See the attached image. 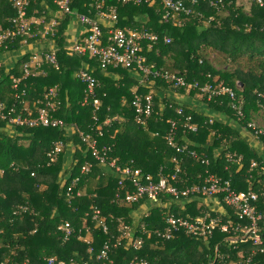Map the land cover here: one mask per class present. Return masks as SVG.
Segmentation results:
<instances>
[{"label":"trees","instance_id":"1","mask_svg":"<svg viewBox=\"0 0 264 264\" xmlns=\"http://www.w3.org/2000/svg\"><path fill=\"white\" fill-rule=\"evenodd\" d=\"M103 1L105 7H115L117 28L146 30L158 36L150 48L148 41H144L139 50L145 57L144 65L152 73L145 75L136 67L111 65L101 70L98 60L87 53L69 55L64 46L66 28L71 18H76L71 14L59 18L54 38L48 35L47 41L52 40L57 47V68L43 63L39 73L32 74L31 67L30 74L21 78L16 89L12 87V78L23 77V64L29 61L31 54H19L20 38L9 39L7 47L0 48V56L6 53L13 58L12 66L7 65L11 66L8 70L6 65L0 66V102L7 106L15 104L17 111L22 109L23 116L34 115L44 105L38 101L43 102L44 93L55 86L57 107L51 114L63 120L62 126L33 127H8L6 122L0 121V264L24 261L45 264L50 256L82 264H128L131 260H143L147 264H264V251L240 230L248 225L247 221L239 219L224 203L223 212H219L211 208L212 200L204 207L199 205L197 210L200 196H193L182 204L181 201L175 203L171 196L163 197L156 205H146L145 200L133 204L116 202L115 194H124L118 187L117 176L112 170L97 165L77 131L95 136V128H91V125L94 127L93 116L98 118L99 124L109 117V123L101 127L102 134L97 135L98 146L110 147L109 155L118 165H131L157 177L160 169L165 175L171 173L174 167L171 158L176 156L186 172L180 186L198 184L205 175L213 174L222 181H229L236 191H255L258 198L254 206L262 215L258 228L264 240V171L261 167L264 166V133L255 136L253 129L247 126L252 121L257 128H264L259 125L264 121L261 117L264 116V0L262 5L255 0H183L192 12L175 13L177 22L162 19L165 8L160 0L139 4ZM93 2L72 0L70 4L75 12L92 15L90 4L93 7ZM42 5V0H31L29 12L35 8L40 15ZM46 13L47 19L50 18V12ZM14 14L8 0H0L1 29L12 27L9 18ZM164 37H169V41L165 42ZM207 49L220 54L221 62L215 65L213 59L218 55L211 56ZM81 67L97 79L95 97L100 102L97 109L91 101L83 103L85 84L76 76ZM164 73L181 76L185 84L191 86L197 83L198 86L210 84L231 89L235 103L243 112L242 118H237L228 93L210 100L205 94L203 108L195 107L191 95L201 94L199 89L187 85L176 87L174 81L162 76ZM134 86L136 88L132 89ZM22 89L25 95L20 103L15 93L20 94ZM183 92L187 93L186 99H181ZM135 93L151 95L152 111L143 124L134 120ZM187 116L189 122L197 125V131L191 132L179 125L175 142L206 156V165L176 151L165 138L171 120L180 123ZM68 128H72L70 133ZM251 139L257 140L259 147L252 145ZM58 142L62 144L61 151L50 160L48 153ZM70 147H73L72 152ZM231 154L241 155V161L228 160ZM251 160L258 163L252 170ZM84 162L92 163L88 175H80ZM78 175L74 195L68 198L66 188ZM77 191L81 195H76ZM141 204L148 208V213L134 219L133 212ZM21 207L26 209L21 211ZM95 208L99 210L98 219L92 218ZM206 212L219 217L223 223L230 220L232 225L228 232L216 227L204 237H194L179 231L169 240H161L154 233L163 226L166 216L190 219ZM65 221L73 227L68 237L58 229ZM101 222L107 226L106 233L100 227ZM124 226L129 228L131 238L143 237L140 247L134 248L131 239L125 237L115 243ZM143 227L149 235L142 234ZM88 232L92 241L85 238ZM107 239L111 243L107 257L97 258Z\"/></svg>","mask_w":264,"mask_h":264},{"label":"built area","instance_id":"2","mask_svg":"<svg viewBox=\"0 0 264 264\" xmlns=\"http://www.w3.org/2000/svg\"><path fill=\"white\" fill-rule=\"evenodd\" d=\"M72 0H42L43 9L41 14L38 15V9H30L31 0H8L11 7L14 9V16L10 17L9 20L12 24L11 28L1 29L0 28V48L1 46L7 47L6 41L14 38H20V43L30 48V59L28 62L23 64V77L12 78V87L16 89L17 84L21 78H25L30 74V68L34 69L32 74H38L41 68V64L50 63L57 68L56 60V46L52 40H48V35L54 38L55 29L59 23V18L64 14H71L78 19L80 23L85 26V36L82 41L74 42L72 46L67 48L70 54H88L89 57H94L98 60V64L101 69H105L111 65L113 67L124 66V67H136L137 70H141L145 75L152 73L151 70L144 65L145 57L139 54V50L144 41L147 42V47L158 40V36L146 30H137L134 28H117L115 26L117 17L114 6L105 7L103 0H93L92 15L84 13H77L71 8ZM122 2H133L139 3H153L155 0H121ZM260 5L263 4V0H255ZM161 4L165 8L162 19L167 20L171 18L177 22L175 13H184L186 15L192 12V9L186 7L183 0H160ZM51 5L54 9L51 10ZM50 12V18L47 19V13ZM38 37V38H37ZM29 39H34L32 42ZM41 40V41H40ZM165 42L169 41V37H164ZM41 44V47H32L33 45ZM6 54V53H5ZM1 66V63H0ZM154 75H158L154 72ZM77 78L85 84V96L83 103H92L95 109L98 108L100 102L95 97V88L98 86L97 79L89 73L86 68L81 67L77 73ZM162 76L168 81H174V86H185L184 79L181 76H175L173 74L164 73ZM146 77V76H145ZM190 87L191 85H187ZM192 88H198L201 94H206V99L210 100L212 97L217 95H223L228 93L232 100L231 107L235 109L237 118H242L243 112L240 106L235 103V95L233 91L225 86L213 87L210 84L198 86L197 83L191 86ZM25 90L22 89L21 93H15L16 97H20L19 102L24 101L23 96ZM22 96V97H21ZM57 88L50 87L43 95V102L38 101L43 106L39 107L36 113H28L23 116L22 109H16V105L7 106L5 103L0 102V121L6 122L8 127L14 125L19 126H62L63 120L54 118L51 111H54L57 107ZM132 106L135 110L134 120L136 123L143 124L144 119L147 118L152 111L151 95L147 94L142 96L138 93L134 94L132 100ZM181 112V109H178ZM190 117H185L183 122L178 123L175 120H171V127L165 136L167 143L175 148L176 151L185 153L196 159H199L201 163L208 164V158L206 156H200L196 151L186 148L187 145H177L175 142L176 132L178 126H182L191 132L197 131V125L189 122ZM110 118L107 117L99 124L98 118L93 116L92 130L95 128V136L90 133H85L81 130H77L81 140L86 145V150L91 154L93 159L97 162V165L104 166L113 171L118 179V187L124 191V194L116 193V202L121 201L125 204L139 203L145 200L146 204L156 205L161 203V199L165 196H171L175 203L181 201L180 204L187 202L193 196H205L214 197V202L217 204L224 203L226 207H230L237 214L239 219L246 220L247 226L240 228L247 238L252 240L254 245L260 246V250L264 251V240L261 237L258 228V221L262 218L261 213L257 212L254 206V202L257 200L258 195L253 190L248 191H236L231 188L229 181H222L221 178L207 174L198 184L193 185H182L185 180L186 172L182 165L178 163L180 158L173 156L171 161L174 162V167L170 174H163L162 169L157 173V177L149 173H144L139 168H134L131 165L120 166L116 163L115 158H111L109 155L110 147L98 146L97 135H101V127L104 124H108ZM182 123V124H181ZM251 129H253L255 136L264 133V128H257L255 123L252 121L247 123ZM61 142L56 143L54 148L48 153L50 160L55 159V155L61 151ZM228 160H234L236 162L241 161V155H228ZM258 163L256 160L250 161V170L257 167ZM262 171H264V166ZM92 163L84 162L80 166V175H88L91 171ZM80 175L72 178L69 185L66 188V195L68 198L73 197V189L77 185ZM128 186L132 187V190L128 189ZM76 195H81L80 191L76 192ZM220 196V200L217 198ZM144 202V203H145ZM142 206L144 204H141ZM149 205V206H150ZM179 205V204H178ZM25 207H21L20 210H25ZM92 218H99V210L94 209L92 211ZM231 221L221 222L219 217H213L210 212L199 215L195 218H184L174 217L173 215L166 216L164 224L161 228L154 230V233L161 240H169L174 237L176 232L183 231L187 235L194 237H204L210 234L216 227H219L222 231L228 232L231 227ZM101 229L104 233L108 231L107 226L104 222H101ZM58 229L62 231L65 237H68L73 230L72 224L69 221L58 226ZM142 234L149 235V231L146 228H142ZM131 239V243L134 248H138L143 243L142 236H136L131 238L130 231L127 226L123 227L122 234L116 237V242H119L121 238ZM111 247L110 240L107 239L103 242L101 249L97 255V258L107 257L108 251ZM90 250H92L90 248ZM3 264H17V263H3ZM22 264H27L25 261ZM45 264H82L74 262L72 259L69 262L56 259L54 257H47ZM128 264H147L143 260H131Z\"/></svg>","mask_w":264,"mask_h":264},{"label":"crops","instance_id":"3","mask_svg":"<svg viewBox=\"0 0 264 264\" xmlns=\"http://www.w3.org/2000/svg\"><path fill=\"white\" fill-rule=\"evenodd\" d=\"M66 44H65V49H67L68 47H70V46H72L73 45V43L74 42H76V41H79V39H80V37L81 36H85V26L82 24V23H80L79 21H78V19H76V18H71V20H70V22H69V24H68V26H67V28H66ZM83 36V37H84ZM42 44V43H41ZM41 44H38V45H33L32 47H40V45ZM42 46V45H41ZM57 48V47H56ZM29 50H30V48L29 47H25V46H23L22 45V47H21V49H20V52H19V54L21 55V56H24L25 55V53L26 54H29ZM67 53L70 55V53L67 51ZM13 55V54H12ZM13 61V58L11 57V56H9V55H7V54H5V55H2V56H0V63H1V66L2 65H6V70H8V68L9 67H11L12 66V62ZM8 63L9 64H11V66H7L8 65ZM101 70H105V69H101ZM140 82L142 81L141 79L139 80ZM136 87L134 86L132 89H135ZM262 123V126H264V121H262L261 122ZM260 123V124H261ZM69 133L72 131V128H68V130H67ZM243 132V131H242ZM246 133V132H245ZM247 134V133H246ZM251 144L252 145H255L256 147H259V143H258V141L257 140H255L254 141V139L252 140L251 139ZM69 149H71V152L73 151V147H70ZM68 161H70V160H68ZM102 167H104V166H102ZM104 168H106V170H109V168H107V167H104ZM213 205V204H212ZM214 205H220V204H217V203H215L214 202ZM143 206L141 205L140 206V208L138 209V211H141L142 212V210H143V208H142ZM219 212H223V210H221V211H219ZM135 216V214H134V212H133V217ZM141 217V215L140 216H138V217H136V219H139ZM135 219V218H134ZM85 238L87 239V240H90V241H92L93 240V237H92V235L90 234V232H88L86 235H85Z\"/></svg>","mask_w":264,"mask_h":264},{"label":"rangeland","instance_id":"4","mask_svg":"<svg viewBox=\"0 0 264 264\" xmlns=\"http://www.w3.org/2000/svg\"><path fill=\"white\" fill-rule=\"evenodd\" d=\"M249 4H250L249 1H247L246 2V5L249 6ZM40 47H41V45H40ZM207 51L211 54V56H215V54L218 55L217 57L215 56V58L213 59L215 65L218 64L219 61H220V59L222 58V56L220 54H218V53H212V51H210V49H207ZM29 52H30V50H29ZM181 94H182L181 99H186L187 93L186 92H183ZM191 96L194 99L193 105L195 107L199 106V107L203 108V104H205V102H206L205 101V98L203 97V95H201L199 93H193ZM261 117H263V119H264V116H261ZM259 125L262 126V123L261 124L259 123ZM262 127H264V126H262ZM8 133L10 134L11 132H8ZM210 200H212L211 197L200 196L199 199H198V201H197V204H196V207L195 208L197 209V207L199 205H203V207L206 206V203L207 202H210ZM142 208H143L142 212L141 211H138V210L137 211H134V214H135L134 218L135 219H136V217H138L140 215L143 216L144 214L148 213V208H146L144 205H143ZM211 208L214 209V210H217V211H221V210H223L224 206H223V204H220V205H217V206L214 205V204L213 205L211 204ZM85 228L87 229V227H85Z\"/></svg>","mask_w":264,"mask_h":264}]
</instances>
